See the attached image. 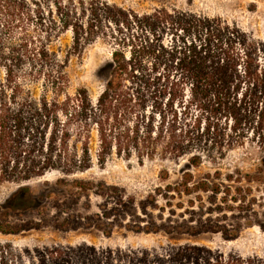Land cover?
Here are the masks:
<instances>
[{"label": "trees", "instance_id": "16d2710c", "mask_svg": "<svg viewBox=\"0 0 264 264\" xmlns=\"http://www.w3.org/2000/svg\"><path fill=\"white\" fill-rule=\"evenodd\" d=\"M0 6L8 16L2 29L10 32L21 16V6L16 0H0ZM95 14L112 27L113 34L125 37L116 39L112 35L117 48L107 70L110 78L96 105L86 89L50 103L26 95L18 78L21 63L40 69L51 66V84L57 97L64 89L65 75L54 72V68L61 66L57 59L51 58L44 44L38 47L21 40L6 47L0 33V70L5 74L0 79V186L20 187L0 207V234L16 236L48 227L46 219L19 223L14 216L18 211L31 210L36 202L31 190L23 186L55 172L61 176L56 190L62 192L57 194L53 205L55 215L50 226L55 230L97 231L106 238H111L117 229L169 237L220 234L224 241H233L234 231L225 225L211 224L210 220L203 221V217L222 212L226 204L240 200L228 199L230 189L222 193L221 185L210 181L219 180V172L196 181L193 170L199 169L206 159L217 160L226 148L242 145L247 139L259 145L264 153V66L261 69L258 45L221 18L201 13L161 8L140 16L106 5ZM72 29L74 50L79 51L83 38L78 28ZM81 32L84 33L83 29ZM87 34L89 38L94 34L92 28ZM168 35L175 40L171 46L164 42V36ZM157 67L165 72L167 80L161 89L143 77L147 70L158 74ZM147 90L157 94L159 100L168 97L167 103L159 102L156 107L160 120L158 135L154 138V125L149 122L141 138L142 131L137 128L132 133H123L125 141H122V135L112 138L113 131L108 133L99 124L102 149L98 161L104 165L113 142H119L120 152L138 150L141 162L160 157L179 166L186 161L179 170L178 181L138 200L103 182L71 179L86 172L92 164L89 139L81 133L123 103L140 106ZM194 112L198 114L195 116ZM61 115L65 116V122L60 120ZM46 121L52 124V130L45 147V128L49 125ZM222 122L230 126L227 141L220 132ZM74 131L83 139L81 154L70 149ZM202 194H211L209 205ZM222 194L226 195L221 205L216 206L215 201ZM64 195L66 199L62 201ZM93 196L100 200L96 212L89 210ZM184 198L190 199L188 208L184 209L182 203L173 205L176 199ZM21 199L29 205H20ZM81 200L87 213L79 212L77 205ZM14 251L12 261L16 264H244L239 255L189 243H168L151 249L83 243Z\"/></svg>", "mask_w": 264, "mask_h": 264}, {"label": "rangeland", "instance_id": "374dc122", "mask_svg": "<svg viewBox=\"0 0 264 264\" xmlns=\"http://www.w3.org/2000/svg\"><path fill=\"white\" fill-rule=\"evenodd\" d=\"M20 7L21 16L14 23L12 31L5 32L3 28L7 14L0 6V33L5 39V46L9 47L10 42L19 43L27 40L34 46L44 44L49 49L51 58L57 59L61 69L54 68V72L61 71L64 77V89L57 97L51 84L49 71L51 66L40 69L34 68L29 63H21L18 72L19 81L24 88V93L37 101L54 99L63 101L65 94L74 96L79 90L86 89L94 105L104 90L109 80L108 66L112 59V52L117 48L116 39L125 38L122 35L113 34L111 26L100 19L96 11L104 9V6L117 7L128 12L143 16L151 14L156 9L165 8L170 12H189L206 15L210 18H221L228 24L237 27L246 37L256 43L261 50L258 59L261 69L264 66V0H16ZM78 28L84 41H80L81 49L74 50L75 35L72 28ZM94 34L86 37L89 29ZM83 29V34L81 32ZM4 33H2V32ZM87 34V35H86ZM166 46L174 44L173 36H164ZM119 43V42H118ZM128 54V53H127ZM152 68L151 65L148 66ZM147 67V68H148ZM157 67L158 74H152L150 70L143 73V77L150 83L165 85V72ZM164 69V67H162ZM4 71L0 70V79L4 78ZM148 77V78H147ZM147 90L144 103H123L119 109L107 111L100 119H97L89 129H85L81 135L89 139L90 155L92 164L83 174L71 179L91 180L103 182L109 186L118 187L127 192L128 195L138 200L145 199L150 193L158 188L176 183L180 175L179 170L186 161L178 166L156 157L154 160H139L138 150L135 148L129 151H119V142H113V150L104 165L99 163V154L102 144L98 132V125L101 124L109 132L113 131L112 138H118L123 133L134 132L141 129L139 138L145 132L148 123H153L154 138L158 135L159 116L156 107L159 102L167 103V99L159 100L157 94ZM195 116L198 112L193 113ZM65 122V116H60ZM45 128L47 142L52 124ZM225 122L219 124L220 132L225 135V141L230 135V126L226 127ZM157 128V129H156ZM74 131L70 142V149L82 152L83 139ZM133 134H131V137ZM140 145L143 143L139 139ZM161 142V141H160ZM125 143V142H124ZM141 147V146H140ZM160 149V143H158ZM226 150H228L226 152ZM222 156L217 160L206 159L199 169L193 170L196 181L204 180L207 175L221 174L219 180L211 179L221 185L222 193H227L228 199L232 197L240 200L238 203H229L224 206L222 212H212L203 217V221L210 220L211 224L225 225L231 229L234 240L226 242L220 234H204L196 237L166 236V235H145L135 234L125 230H115L111 238L104 237L97 231L79 230L76 232H63L53 229L51 220L55 215L54 201L57 194L56 182L61 176L55 172L47 174L44 178L30 182L23 187L30 189L36 202L31 210L18 211L15 218L19 223L28 220L44 221L48 227L41 230H32L16 236H3L0 234V264H16L13 260L15 250H33L36 248H49L54 245L77 246L83 243L109 246V247H132V248H157L168 243L197 244L214 250H223L227 254L239 255L244 264H264V153L251 140H245L242 145L234 148H226ZM214 177V176H212ZM229 177H231L229 179ZM228 179L229 181H226ZM20 189L18 185L5 184L0 186V207H2L11 194ZM211 194H202V198L208 204ZM226 194L220 195L215 203L220 206L221 199ZM195 198V197H194ZM65 195L61 200H65ZM189 198L182 201L176 199L173 205L182 203L184 209L189 206ZM84 200L79 202L80 213H87L84 210ZM100 200L91 197L92 212H96ZM199 203V202H198ZM20 205H29L21 199ZM160 205H164L163 202ZM213 206V207H216ZM26 207V206H24ZM83 211V212H82ZM5 258L10 259L7 262ZM27 260V257H26ZM19 264V263H18ZM25 264H28L25 262Z\"/></svg>", "mask_w": 264, "mask_h": 264}]
</instances>
